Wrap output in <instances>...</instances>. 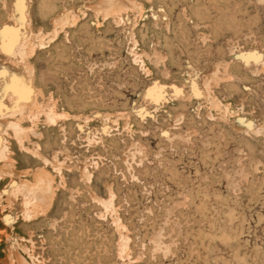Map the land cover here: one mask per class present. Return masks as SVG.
Masks as SVG:
<instances>
[{"label":"rangeland","instance_id":"rangeland-1","mask_svg":"<svg viewBox=\"0 0 264 264\" xmlns=\"http://www.w3.org/2000/svg\"><path fill=\"white\" fill-rule=\"evenodd\" d=\"M26 1L40 108L20 117L22 145L3 132L0 264H264V65L235 58L264 52V0H128L119 17L98 0ZM213 68L210 98L193 95L189 78ZM8 166L50 176L30 218L7 198Z\"/></svg>","mask_w":264,"mask_h":264},{"label":"bare ground","instance_id":"bare-ground-1","mask_svg":"<svg viewBox=\"0 0 264 264\" xmlns=\"http://www.w3.org/2000/svg\"><path fill=\"white\" fill-rule=\"evenodd\" d=\"M93 6L97 12L103 13L104 17H119L123 11L130 8H137L135 3H131L128 0H98L93 3ZM11 10L9 21L5 25H0V53L9 56L13 60V63H3V61H0V158L3 159H8L3 132H6V128H10L14 138L21 144L26 128L24 129L20 126V117L24 115V110H29L34 116L35 111H38L40 108L39 102L36 99L39 92H36L37 90L32 82V75L26 68L25 61L28 51L34 50L35 43L38 46L42 45L43 37L39 34L34 35L31 30L26 0H14ZM64 22L62 19L61 23L63 24ZM128 33L132 46H135L136 41L133 37L131 26L129 27ZM235 58H244L245 60H252L255 63L264 65L263 51H247L245 54L236 55ZM204 73L206 74V80L202 79L198 74L189 78L190 92L193 95L208 99L210 98V93L207 81L218 80L217 78L219 77H217L216 68L208 69ZM148 96L155 101L161 99L160 88L154 85L148 90ZM211 100L213 103H211L212 106L214 105L217 108L221 107L215 98L212 97ZM47 106L48 112L46 115L49 119H53L56 116V113L52 110L53 105L49 103ZM224 109L227 110L228 108L225 107ZM6 116L15 117L16 119L14 118L15 120L9 121L4 119ZM235 122L237 125H245V127L251 126L245 122V119L236 118ZM53 166L56 167L55 164ZM8 168L10 174L15 178L13 184L10 186L11 188L7 191V198L10 202H13L15 197L20 195L21 201L15 207V214L22 213L25 218H30L43 205H47L51 199L53 191L50 176L47 173L41 172L35 177L33 183H28L21 181L19 174L13 171L11 167L8 166ZM81 176L82 178L89 176L86 169L81 170ZM93 198L97 199L98 203L102 204L105 209L111 210L113 208L112 199L106 201L98 199L95 196ZM13 215L10 214L8 218L10 220L13 219ZM17 257L21 263L23 261L22 258Z\"/></svg>","mask_w":264,"mask_h":264}]
</instances>
